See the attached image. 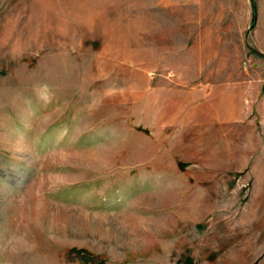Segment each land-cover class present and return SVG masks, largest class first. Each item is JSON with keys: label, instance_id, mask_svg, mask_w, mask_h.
I'll return each instance as SVG.
<instances>
[{"label": "rangeland", "instance_id": "374dc122", "mask_svg": "<svg viewBox=\"0 0 264 264\" xmlns=\"http://www.w3.org/2000/svg\"><path fill=\"white\" fill-rule=\"evenodd\" d=\"M0 264H264V0H0Z\"/></svg>", "mask_w": 264, "mask_h": 264}]
</instances>
